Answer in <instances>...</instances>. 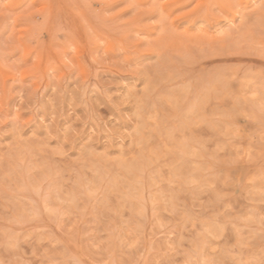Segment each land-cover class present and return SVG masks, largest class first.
<instances>
[{
	"label": "rangeland",
	"instance_id": "1",
	"mask_svg": "<svg viewBox=\"0 0 264 264\" xmlns=\"http://www.w3.org/2000/svg\"><path fill=\"white\" fill-rule=\"evenodd\" d=\"M0 264H264V0H0Z\"/></svg>",
	"mask_w": 264,
	"mask_h": 264
}]
</instances>
